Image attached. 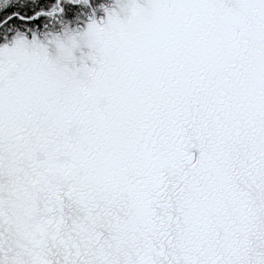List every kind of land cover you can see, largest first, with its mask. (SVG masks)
<instances>
[{"label": "snow or ice", "instance_id": "1", "mask_svg": "<svg viewBox=\"0 0 264 264\" xmlns=\"http://www.w3.org/2000/svg\"><path fill=\"white\" fill-rule=\"evenodd\" d=\"M0 264H264V0H0Z\"/></svg>", "mask_w": 264, "mask_h": 264}]
</instances>
